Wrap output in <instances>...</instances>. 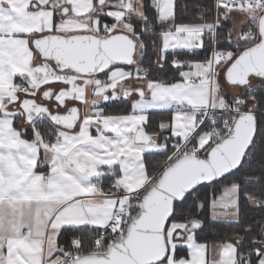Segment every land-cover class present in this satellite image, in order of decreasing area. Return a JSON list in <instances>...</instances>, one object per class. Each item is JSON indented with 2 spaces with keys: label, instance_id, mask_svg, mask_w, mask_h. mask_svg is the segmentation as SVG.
Here are the masks:
<instances>
[{
  "label": "snow or ice",
  "instance_id": "1",
  "mask_svg": "<svg viewBox=\"0 0 264 264\" xmlns=\"http://www.w3.org/2000/svg\"><path fill=\"white\" fill-rule=\"evenodd\" d=\"M0 264H264V0H0Z\"/></svg>",
  "mask_w": 264,
  "mask_h": 264
}]
</instances>
